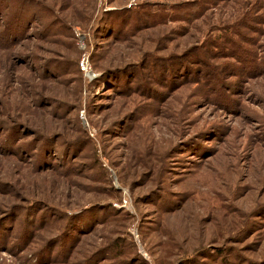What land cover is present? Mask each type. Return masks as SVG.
<instances>
[{
  "label": "rangeland",
  "instance_id": "374dc122",
  "mask_svg": "<svg viewBox=\"0 0 264 264\" xmlns=\"http://www.w3.org/2000/svg\"><path fill=\"white\" fill-rule=\"evenodd\" d=\"M22 1L0 264H264V0Z\"/></svg>",
  "mask_w": 264,
  "mask_h": 264
},
{
  "label": "trees",
  "instance_id": "16d2710c",
  "mask_svg": "<svg viewBox=\"0 0 264 264\" xmlns=\"http://www.w3.org/2000/svg\"><path fill=\"white\" fill-rule=\"evenodd\" d=\"M26 0H23L22 1V5L25 7L26 6ZM202 3H201V6L199 7L198 6V4H194L193 6H192V8H191V10L192 11H195V12H190L189 14H186L187 16H196V15H198L200 12H201V10L203 9V8H205L206 6L205 5H211V4H213V2H214V0H202L201 1ZM191 10H189V11H191ZM25 11V10H24ZM188 13V12H187ZM115 14V13H114ZM182 77V76H181ZM135 79V78H134Z\"/></svg>",
  "mask_w": 264,
  "mask_h": 264
},
{
  "label": "built area",
  "instance_id": "2783aa9c",
  "mask_svg": "<svg viewBox=\"0 0 264 264\" xmlns=\"http://www.w3.org/2000/svg\"><path fill=\"white\" fill-rule=\"evenodd\" d=\"M81 66H82V67L85 66V62H84L83 59H82V61H81ZM84 69H86V67H84Z\"/></svg>",
  "mask_w": 264,
  "mask_h": 264
}]
</instances>
